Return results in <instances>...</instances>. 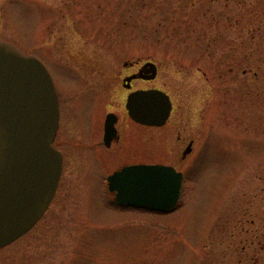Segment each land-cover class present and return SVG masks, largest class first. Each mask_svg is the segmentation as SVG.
<instances>
[{"label":"rangeland","instance_id":"rangeland-1","mask_svg":"<svg viewBox=\"0 0 264 264\" xmlns=\"http://www.w3.org/2000/svg\"><path fill=\"white\" fill-rule=\"evenodd\" d=\"M0 39L38 56L53 75L66 160L46 212L0 247V264H264L257 243L224 232L232 214L242 226H264V0H0ZM146 61L157 77L135 86L170 93L182 134L196 139L182 163L176 132L165 144L167 127L148 129L144 156L185 173L171 213L115 206L103 185L84 179L82 147L73 142L82 91L103 112L112 100L125 115V99L108 92L120 93L123 76ZM132 128L134 139L147 130ZM141 148L116 164L141 157Z\"/></svg>","mask_w":264,"mask_h":264},{"label":"water","instance_id":"water-1","mask_svg":"<svg viewBox=\"0 0 264 264\" xmlns=\"http://www.w3.org/2000/svg\"><path fill=\"white\" fill-rule=\"evenodd\" d=\"M157 73L156 63L147 61L125 81L137 76L154 79ZM58 99L42 59L0 39V247L29 231L57 190L63 167L62 153L54 146ZM126 107L136 122L161 126L172 102L162 89H138L129 94ZM183 178L171 165L131 164L108 177V188L120 205L167 212L178 205Z\"/></svg>","mask_w":264,"mask_h":264},{"label":"flooded vegetation","instance_id":"flooded-vegetation-1","mask_svg":"<svg viewBox=\"0 0 264 264\" xmlns=\"http://www.w3.org/2000/svg\"><path fill=\"white\" fill-rule=\"evenodd\" d=\"M144 64V63H143ZM143 64H140V66L134 70L131 71L123 76L122 79V89L119 93V89L110 90L108 92V95H110L109 99H113L116 95L119 94L120 97L125 99L123 102L124 107L126 109V114H122L121 116L116 112V109L113 107L112 100L105 103L106 111L103 112L102 108L98 104H94V98L90 97L88 94V91H82V122L80 125L81 129V136L80 139L75 142L77 145L82 147V168L84 171L85 180L88 184L93 186H104L107 198L111 200V202H114L115 194L113 192H110L108 187V176L115 172L116 170L122 169L123 167L131 164H138V163H164L168 165H173L177 170L182 171L184 173V170H182L179 166L172 162H168L167 160L164 161H156V160H150L146 158L144 155L147 152V155L150 154V148H151V137L149 135V128L151 127H167L163 130V134H161V138L165 141V144L167 143L168 139L172 138V133L176 132V138L178 141V151L175 152L174 158L177 157L179 162H185L190 154L193 153L194 146L196 139L195 137L187 136L182 134V120L179 117H176L174 119V111H175V105L173 104L174 101L171 97V101L173 104V108L171 111V114L166 121L165 124L162 126H151L148 124H143L140 122H136L128 113V110L126 108V102L128 95L138 89H149L153 87H141V86H135V81L141 80V81H151V79H147L141 76H137L133 78L130 82L125 81V78H127L130 75H133L135 73H138L140 69L142 68ZM143 74L147 73L143 71ZM110 86V85H109ZM159 88V87H157ZM59 97L60 92L58 90ZM113 113L115 115L110 114ZM63 116V110H62V104L60 100V124L59 129L57 132V136L54 139V145L55 147L61 151L62 157H63V169L64 165L66 163L65 159V153L64 151L59 148L58 143V135L61 128V121ZM110 116V117H109ZM110 125V130L107 132V128ZM140 126L143 128H147L146 133H143L140 135L141 138H139V135H137V138L134 139V134H132L133 126ZM148 131V132H147ZM164 144V145H165ZM142 147L141 148V157L137 158H125L124 160L118 162L116 164V159L119 161V159L124 154L128 157L132 153L133 147ZM175 149V146L173 147ZM183 149V150H182ZM189 149L188 152H186ZM181 150V151H180ZM179 154V155H178ZM112 166L111 171L108 172L105 175V178L101 179L102 170L104 167ZM99 169V177L94 173L95 170ZM63 175V170H62ZM61 175V178H62ZM185 177V173H184ZM61 180V179H60ZM101 180V181H100ZM95 181V182H94ZM60 183V182H59ZM59 187V185H58ZM58 189V188H57ZM57 192V191H56ZM56 195V194H55ZM55 197V196H54ZM54 199V198H53ZM241 218L242 216L239 214H232L229 215L226 219V226L224 227L225 234L228 235V238H233L234 234H239L238 239L241 241V238L243 240H249L251 244L257 243L258 246L261 248L260 255H264V226H255L253 225L251 227H246L241 225ZM262 219V218H261ZM250 224H253L255 221L253 219L249 220ZM35 227V226H34ZM248 234H254L247 236ZM227 239V236H225ZM256 239V240H255ZM254 240V241H253ZM246 248V246H244ZM259 257V258H261Z\"/></svg>","mask_w":264,"mask_h":264}]
</instances>
